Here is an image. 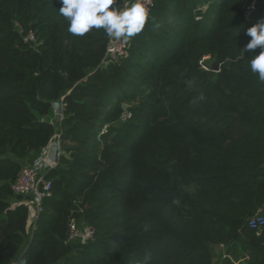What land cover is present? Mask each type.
Segmentation results:
<instances>
[{"label":"trees","instance_id":"16d2710c","mask_svg":"<svg viewBox=\"0 0 264 264\" xmlns=\"http://www.w3.org/2000/svg\"><path fill=\"white\" fill-rule=\"evenodd\" d=\"M60 7L0 0V264H234L230 249L264 264V227L248 226L264 207V83L242 50L264 0H154L106 66L109 37L73 36ZM58 102L64 155L33 230L13 185ZM72 219L94 240L68 243Z\"/></svg>","mask_w":264,"mask_h":264},{"label":"clouds","instance_id":"9594fccd","mask_svg":"<svg viewBox=\"0 0 264 264\" xmlns=\"http://www.w3.org/2000/svg\"><path fill=\"white\" fill-rule=\"evenodd\" d=\"M117 0H60L59 14L68 22V32L73 36H84L92 29H102L113 40H131L139 34L149 21V10L142 0H131L130 6L115 7ZM248 42L243 53L251 57V72L264 83V19L247 29ZM259 54H255L256 49ZM200 99H204L203 96ZM143 264H150L145 256Z\"/></svg>","mask_w":264,"mask_h":264},{"label":"built area","instance_id":"2783aa9c","mask_svg":"<svg viewBox=\"0 0 264 264\" xmlns=\"http://www.w3.org/2000/svg\"><path fill=\"white\" fill-rule=\"evenodd\" d=\"M131 0L124 4L130 6ZM144 6L149 10V13L154 6V0H142ZM254 8L252 6L250 11ZM33 39V37L31 36ZM129 41L113 40L109 38L106 55L102 62L107 65L112 61L118 60L120 57L128 55ZM206 58H204L205 60ZM203 60V61H204ZM202 61V62H203ZM64 104L58 102L54 105L53 116L50 117L49 122L57 127V132L49 145L38 156L35 164H25L13 185V190L17 195L24 197V204L30 212L31 223L33 230L36 222L44 212V201L51 195L52 181L48 178V172L56 169L60 164V159L64 152L61 147L62 123L65 119ZM130 117L129 115L126 118ZM248 226L251 229H261L264 227V215L258 214L253 217ZM95 231L92 227L79 223L72 219L68 227L67 242L71 244H78L81 246L87 245L93 241ZM234 264H239L234 262Z\"/></svg>","mask_w":264,"mask_h":264},{"label":"crops","instance_id":"0c3cea01","mask_svg":"<svg viewBox=\"0 0 264 264\" xmlns=\"http://www.w3.org/2000/svg\"><path fill=\"white\" fill-rule=\"evenodd\" d=\"M261 214H264V209L260 211ZM226 249H222V254L226 253ZM230 256L232 257L234 262L239 264H249L248 257L241 250H233L230 249Z\"/></svg>","mask_w":264,"mask_h":264},{"label":"rangeland","instance_id":"374dc122","mask_svg":"<svg viewBox=\"0 0 264 264\" xmlns=\"http://www.w3.org/2000/svg\"><path fill=\"white\" fill-rule=\"evenodd\" d=\"M215 62L211 61L209 58H206L203 62H202V68L205 71H212V72H216L213 68L212 65ZM38 156L33 157L31 162H29L28 164H35L36 160H37ZM219 253L222 252V249L218 251Z\"/></svg>","mask_w":264,"mask_h":264},{"label":"water","instance_id":"95a60500","mask_svg":"<svg viewBox=\"0 0 264 264\" xmlns=\"http://www.w3.org/2000/svg\"><path fill=\"white\" fill-rule=\"evenodd\" d=\"M212 68H213L215 71L218 70V65H217L216 62L212 65ZM126 107H127L126 105H123V108H124V109H126ZM263 209H264V207H263ZM263 209H262V210H263Z\"/></svg>","mask_w":264,"mask_h":264}]
</instances>
